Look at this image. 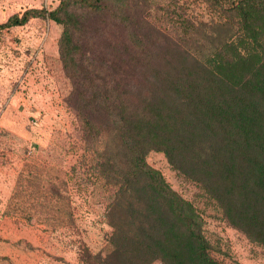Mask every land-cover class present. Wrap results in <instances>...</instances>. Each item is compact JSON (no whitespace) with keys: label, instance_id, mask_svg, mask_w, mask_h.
I'll use <instances>...</instances> for the list:
<instances>
[{"label":"trees","instance_id":"trees-1","mask_svg":"<svg viewBox=\"0 0 264 264\" xmlns=\"http://www.w3.org/2000/svg\"><path fill=\"white\" fill-rule=\"evenodd\" d=\"M155 1L60 0L50 11L14 14L0 30L35 18L63 27L59 56L74 85L69 103L81 140L118 186L107 211L109 251L101 263L221 264L208 253L192 205L145 157L162 152L217 203L231 227L264 246V0H199L219 14L217 26L225 33L205 59L179 43L197 32L177 12L180 0L156 9L160 22L179 24V41L171 45L170 30L149 18ZM98 19L115 25L137 57L147 59L140 79L81 75L78 36L86 20Z\"/></svg>","mask_w":264,"mask_h":264},{"label":"rangeland","instance_id":"rangeland-1","mask_svg":"<svg viewBox=\"0 0 264 264\" xmlns=\"http://www.w3.org/2000/svg\"><path fill=\"white\" fill-rule=\"evenodd\" d=\"M165 1H155L149 18L170 30L171 45L179 41V24L157 20L156 9H163ZM59 2L0 0V24L26 9L53 10ZM179 5L177 12L197 26L190 40L187 36L179 43L192 57L205 59L225 35L217 26L219 14L199 0H180ZM62 31L41 18L0 30V264H102L109 251L107 211L118 186L101 172L104 161L81 140L69 103L74 85L59 56ZM78 37L81 75H144L147 59L137 57L110 21L86 20ZM145 159L192 205L212 259L264 264V246L231 227L198 183L174 170L162 152L150 151Z\"/></svg>","mask_w":264,"mask_h":264}]
</instances>
